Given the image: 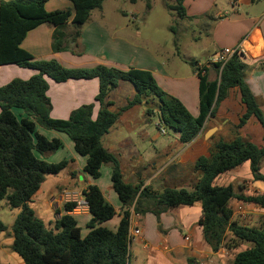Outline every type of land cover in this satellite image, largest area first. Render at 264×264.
<instances>
[{
  "label": "trees",
  "instance_id": "1",
  "mask_svg": "<svg viewBox=\"0 0 264 264\" xmlns=\"http://www.w3.org/2000/svg\"><path fill=\"white\" fill-rule=\"evenodd\" d=\"M48 1L0 0V65L16 64L37 71L29 80L14 79L0 87V202L5 200L10 209L20 210L10 233L12 252L24 264H129L131 208L137 215L152 213L159 218L171 208L200 203V226L214 252L222 247L233 249L240 244H248L249 248L239 253L233 264H264V219L258 227L243 226L232 220L233 210L229 207V202L237 199L264 208V195L244 196L235 194L232 186H214L220 175L246 162L250 163L253 178L264 181L260 173L264 144L258 146L237 132L232 141H218L208 157L197 159L194 170L199 173V178L192 191L166 188L159 193L143 183L125 182L118 157L106 150L101 142L117 122L120 112L145 103L147 115L158 118V130L162 124L166 130L176 132L181 143L188 144L198 136L206 120L213 116L227 90L234 87L240 90L246 106V113L235 127L236 131L252 117L264 130V112L245 82L246 65L242 54L235 52L221 72L219 64H211L219 72L215 81L201 73L207 69L203 65L199 73L200 115L195 118L177 98L158 86L149 71L135 68L122 71L101 65L91 69H68L55 60H36L22 49L21 44L28 32L43 24L55 28L52 43L55 52L66 50L69 44L77 45L92 12L102 9L104 2L70 0L74 4V12L70 9L48 12L45 9ZM131 1L134 3L136 0ZM167 8L180 19H191L186 15L183 0L167 4ZM72 18L73 32L67 34L65 29ZM170 30L177 36L178 25L175 23ZM47 78L57 83L98 79L100 87L95 100L101 108L97 119L92 117L94 104L77 108L68 120L53 119ZM121 81L130 82L136 95L124 109L114 113L108 109L111 106L108 95ZM14 109L23 111L25 116L19 119ZM39 128L67 135L75 152L87 158L84 172L92 179L101 176L103 165H111L112 187L123 206V217L116 231L102 227L103 223L116 216V210L106 201L97 185H89L83 192L92 216L84 237L71 215L77 203L65 204L64 214L51 228L36 215L31 207L32 199L48 176L60 174L69 164L67 160L52 164L36 156V152L47 155L63 146L61 140L48 139L39 132ZM7 231L8 227L0 221V234ZM189 264L194 262L190 260Z\"/></svg>",
  "mask_w": 264,
  "mask_h": 264
},
{
  "label": "crops",
  "instance_id": "2",
  "mask_svg": "<svg viewBox=\"0 0 264 264\" xmlns=\"http://www.w3.org/2000/svg\"><path fill=\"white\" fill-rule=\"evenodd\" d=\"M170 1L173 4L176 0ZM183 6L187 17L205 29L209 42L208 46L200 51L202 60L193 58L192 63H198L189 70H186V67L176 66L174 63L171 69L152 49L141 44L133 45L131 39L117 34L119 30L116 32V29L113 30L105 24L106 16L103 7L92 12L90 20L82 28L77 45L69 44L66 50L55 52L52 46L55 28L43 24L28 32L21 48L36 60H55L68 69H91L101 65L122 71L131 68L149 71L158 86L167 94L177 98L195 118L200 115L199 64L206 65L205 74L210 81H215L219 77L218 69L211 65L215 55L225 49L239 50L242 61L246 65L245 82L264 112V0H183ZM45 9L48 12L63 9L74 12V4L70 0H49ZM132 18L134 20L133 14ZM72 20L73 18L65 29L67 34L73 32ZM36 74L37 71L16 64L0 65V87L14 79L29 80ZM47 82L49 86L47 95L51 101L53 119L68 120L74 110L89 104H94L92 117L94 120L97 119L101 108L95 100L100 87L98 79L57 83L47 78ZM135 95L133 85L128 81H121L118 87L108 95V101L111 103L108 109L114 113L120 112ZM147 109V105L142 103L120 112L113 127L116 129L118 125H122L135 131L137 125L144 121ZM245 113L246 106L242 102L240 90L234 87L227 90L224 98L217 104L213 116L206 120L198 136L190 143H181L178 135L171 140L161 139L159 133L152 137L148 134L144 135L143 144L146 140V146L156 150L159 148L163 155L157 153L162 159L155 154L156 157H151L144 163L142 154L138 152L139 150H135L137 143L129 137L122 138L116 143L107 141V146L104 148L118 157L124 178V172L131 164L132 173L130 174L136 176V180L131 184H139L149 178L150 182L165 179L174 181L178 185L186 186L188 182L189 186H194L199 178V173L194 170L197 159L208 157L212 146L218 141L230 142L238 132L242 138L258 146L264 144V130L255 117L236 131L235 127L239 125ZM19 114V118L25 116L24 113ZM38 130L48 139L61 140L62 148L66 145L70 149L71 161L62 171L69 172L65 180V184L69 187L57 183L55 189H50L39 200L37 197L42 193L41 187L32 199L31 207L37 216L51 228L56 219L64 214L65 204L77 203L71 215L74 216L79 227L83 224L88 230L87 224L92 216L83 192L89 185H97L119 217V220L113 224L108 225L106 223L109 221H107L102 224V227L116 231L123 217V206L114 192L112 182L103 188L98 180L95 181L83 172L84 184L79 185L77 172L84 171L87 158L75 152L73 142L63 137L65 134L60 135L62 133L41 128ZM109 136L110 134L106 139ZM106 169L108 175L110 172L112 174L110 166ZM151 170L158 172L146 177ZM260 173L264 176V160L261 163ZM148 184L143 183L144 186ZM214 186H232L235 194L244 196L264 195V181L253 178L249 162L220 175L214 181ZM229 207L233 210L232 220L243 226L258 227L264 219V208L259 205L233 199L229 202ZM5 208L10 209L7 202ZM9 211L11 221L7 224L8 231L0 234V264H24L22 259L11 250L13 244L11 228L20 210ZM37 212L42 216L40 217ZM201 217L200 203L190 207L171 208L162 213L159 218L152 213L137 215L131 208L129 264H189L190 260L194 264H233L236 256L249 248L248 244H240L233 249L222 247L218 252H214L204 238L200 226ZM136 229L140 231V235H134Z\"/></svg>",
  "mask_w": 264,
  "mask_h": 264
},
{
  "label": "rangeland",
  "instance_id": "3",
  "mask_svg": "<svg viewBox=\"0 0 264 264\" xmlns=\"http://www.w3.org/2000/svg\"><path fill=\"white\" fill-rule=\"evenodd\" d=\"M170 0H136L134 3L131 0H104L103 2V12H105V24L109 27H112L113 30H118L117 34L124 35L131 39V43L133 45H142L144 47H148L152 49L158 57L165 61L167 66L172 69V64L174 63L176 66L186 67V70L193 68V58H200L202 60V48L208 46L209 42L207 41V33L205 29L199 26L198 23L192 22L191 20H183L176 17L175 13L171 12L167 8V4H171ZM132 14L134 15V20H132ZM178 25V34L175 36L170 27L174 24ZM85 27V26H84ZM83 27V28H84ZM125 28V29H124ZM124 29V30H120ZM207 29V28H206ZM84 30V29H83ZM152 101V100H151ZM16 116L19 118L20 114H23V111L19 109H14ZM21 119V118H19ZM158 118L156 116H148L147 113L144 114V121L137 125L136 130H130L125 126L118 125L115 129L112 127V130L109 131L108 139L104 135L102 142L103 147L107 146V141L118 142L122 138L129 137L130 139H134L137 143V148L135 150H139L144 158V163L147 162L151 157H156L159 155H163L161 151L152 149L149 146H146L144 142V135H149V137L159 133L160 138L163 140H171L173 137H177V133L172 130H166V135H162L160 131L157 129ZM131 133H129V132ZM63 135V134H60ZM63 137L69 138L65 135ZM143 139V141H142ZM71 141V139L69 138ZM72 142V141H71ZM161 153L158 155V153ZM57 154V155H56ZM156 154V155H155ZM36 156L44 160L48 163L57 164L64 160L71 161V153L70 149L64 145L62 149H60L57 153H50L47 155H40L36 152ZM80 156V155H79ZM52 157V158H51ZM160 157V156H159ZM161 158V157H160ZM162 159V158H161ZM131 164L125 170V181L128 183H133L136 180V176L132 173L130 169ZM110 166V164H105L102 167L101 178L99 177L98 183L102 184V187L105 188L106 184H111V172L108 175L106 167ZM112 168V167H111ZM84 171L77 172V182L79 185L84 184ZM142 173V171L140 170ZM158 171L151 170L146 174L150 176L151 174L157 173ZM134 173V172H133ZM68 170L62 172L59 175H50L47 178L46 183L42 186V193L37 197L39 200L42 199L44 194H47L50 189H55L57 183H61L65 185V187H69L68 184H65V180L68 178ZM132 181V182H131ZM149 183L148 186L152 188L154 192H162L166 188H177V189H186L188 191H192L194 186H186L181 184L178 185L174 181L167 180H153L150 182L149 178L142 181V183ZM70 189H73L70 187ZM75 191V190H74ZM6 201L0 202V221L4 223L6 226L11 221V214L9 210L6 209ZM6 210V211H4ZM4 211V212H3ZM40 217L41 213L37 212ZM37 215V214H36ZM119 217L116 215L111 221L106 224L111 225L114 222L118 221ZM47 224V223H46ZM82 229V237L86 236L88 230L86 227L81 224ZM79 227V228H80Z\"/></svg>",
  "mask_w": 264,
  "mask_h": 264
},
{
  "label": "built area",
  "instance_id": "4",
  "mask_svg": "<svg viewBox=\"0 0 264 264\" xmlns=\"http://www.w3.org/2000/svg\"><path fill=\"white\" fill-rule=\"evenodd\" d=\"M235 52L240 53L239 50L225 49V50L217 53L211 62L213 64H219L220 65L219 71L221 72V70L223 69L224 65L229 61V59L232 57V55ZM203 65L204 64H199L198 74L202 70ZM201 73L204 74L205 72L201 71ZM158 123H159V121H158ZM159 131H160L161 134H165L166 133V129L164 128V126L162 124H160V130ZM134 235H140V231L138 229L134 230Z\"/></svg>",
  "mask_w": 264,
  "mask_h": 264
}]
</instances>
